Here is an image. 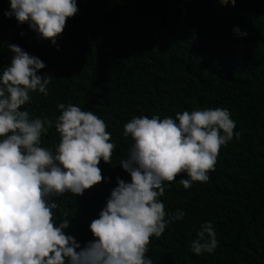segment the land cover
<instances>
[{"label":"trees","instance_id":"trees-1","mask_svg":"<svg viewBox=\"0 0 264 264\" xmlns=\"http://www.w3.org/2000/svg\"><path fill=\"white\" fill-rule=\"evenodd\" d=\"M0 0V70L10 62L9 42L40 58L48 95L30 93L22 106L30 116L55 119L57 103L91 110L106 124L114 143L102 181L81 195L54 198L53 218L68 217L65 230L81 246L93 239L96 218L116 178L130 182L119 162L132 140L123 125L133 116L163 118L194 108H226L239 136L221 146L207 182L165 181L160 200L166 213L184 212L159 238L150 237L153 264H264V0H77L56 45L26 23L6 18ZM245 31L239 36L232 31ZM23 32L24 35H20ZM42 146L58 142L54 127ZM170 185V186H169ZM203 221L218 240L213 253L196 255L188 242Z\"/></svg>","mask_w":264,"mask_h":264},{"label":"clouds","instance_id":"clouds-1","mask_svg":"<svg viewBox=\"0 0 264 264\" xmlns=\"http://www.w3.org/2000/svg\"><path fill=\"white\" fill-rule=\"evenodd\" d=\"M235 6L236 0H219ZM78 13L77 0H9L6 18L26 23L41 39L56 45L66 20ZM239 36L247 33L238 27ZM20 35H24L23 32ZM11 58L0 70V264H153L145 255L150 237L159 238L184 212L166 213L160 200L165 181L188 189L207 182L221 146L239 132L226 108H194L173 116H133L123 125L132 143L119 165L130 182L119 177L98 216L88 225L93 239L81 244L57 222L56 197L75 196L106 179L98 164L109 163L114 148L105 122L91 110L57 103L55 119L30 116L22 106L30 93L48 95L50 79L44 62L19 45H7ZM58 134L52 147L41 137ZM170 186V185H169ZM218 240L211 221H203L188 242L200 255L213 253Z\"/></svg>","mask_w":264,"mask_h":264}]
</instances>
